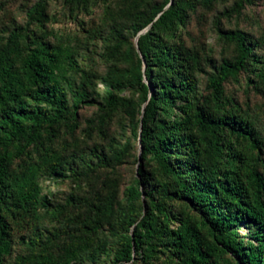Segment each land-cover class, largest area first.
I'll list each match as a JSON object with an SVG mask.
<instances>
[{
	"label": "rangeland",
	"instance_id": "1",
	"mask_svg": "<svg viewBox=\"0 0 264 264\" xmlns=\"http://www.w3.org/2000/svg\"><path fill=\"white\" fill-rule=\"evenodd\" d=\"M185 2V22L168 43L178 48L189 65L200 104L218 113L246 118L264 140V0H173ZM163 0H0V45L16 29L21 31L22 47L45 41L62 51L61 68L71 89L82 92L90 103L72 108L67 120L44 131L40 139L13 157L10 176L25 173L39 162L45 152L59 158L63 177L38 173L39 196L47 204L39 207V230L14 232L10 253L3 264L33 251H45L55 264H115L114 255L123 236L133 234L130 217L139 220L148 211L157 219L164 236L155 238L154 254L136 257L131 264H178L177 254L169 247V236L180 221L190 220L205 241H210L200 225L201 212L179 197L176 178L161 170L147 155L142 158L140 140L143 107L132 78L125 75L135 67L138 51L133 23L147 16L153 4ZM39 4V14L30 11ZM229 31L246 35L258 63H250L237 77L223 83L224 99L213 106L206 99L208 76L222 60L236 56V46L224 36ZM122 44L117 48V44ZM73 61V68L69 60ZM113 72L124 73L123 88L115 93L114 104L105 103L106 82ZM72 96L68 101L71 103ZM73 113V117L71 116ZM14 153L13 149L9 150ZM1 153V149H0ZM264 173V149L261 152ZM169 164L187 173L183 152H172ZM144 171L146 184H139ZM186 175V174H185ZM135 186L143 195L130 204L127 188ZM149 189H153L147 196ZM154 201L164 208L160 214L149 208ZM236 234L250 239L253 231L240 224ZM77 251L74 259L68 252ZM236 264L230 255L222 256Z\"/></svg>",
	"mask_w": 264,
	"mask_h": 264
},
{
	"label": "trees",
	"instance_id": "2",
	"mask_svg": "<svg viewBox=\"0 0 264 264\" xmlns=\"http://www.w3.org/2000/svg\"><path fill=\"white\" fill-rule=\"evenodd\" d=\"M185 4L163 0L153 4L147 16L134 20L135 38L149 30L138 37L134 70L125 72L134 81L144 105L139 120L142 158L150 155L162 171L176 178L179 197L200 208V225L210 239L205 241L199 228L184 220L170 233L169 247L177 254L178 264H228L222 258L227 254L236 264H264V173L260 170L264 140L248 119L200 104L187 60L168 43L185 22ZM38 8L39 4L30 15H42ZM20 33L14 30L0 45V264L10 253L14 232L39 230L38 210L47 202L39 196L38 173L63 177L59 158L48 152L25 173L13 177L9 173L12 158L23 156L25 147L34 145L44 131L67 120L71 108L76 111L80 103H90L82 92L71 89L64 75L56 74L62 69V51L45 41L22 47L24 37ZM224 36L235 44L237 54L232 60H222L215 73L208 76L210 95L206 100L213 106L224 99V82L237 77L250 63L259 62L244 33L229 31ZM68 60L72 69L73 61ZM113 74L106 82L105 103L109 107L114 104L115 93L123 88L125 77L124 73ZM173 151L183 152L189 168L186 175L167 161ZM140 176L138 183L146 184L143 170ZM152 191L149 189L147 196ZM126 195L133 204L143 192L131 186ZM149 208L164 213L153 200ZM129 223L134 232L121 238L115 264L151 257L156 249L152 240L164 236L151 211L139 220L130 217ZM240 224L253 231L246 242L235 232ZM67 254L71 260L77 251L72 249ZM16 264L55 263L41 250L17 259Z\"/></svg>",
	"mask_w": 264,
	"mask_h": 264
},
{
	"label": "water",
	"instance_id": "3",
	"mask_svg": "<svg viewBox=\"0 0 264 264\" xmlns=\"http://www.w3.org/2000/svg\"><path fill=\"white\" fill-rule=\"evenodd\" d=\"M149 30V27L146 28L145 30H143L142 32H140V34L138 35V37L141 35V34H144L145 32H147ZM138 37L136 38V43L138 41Z\"/></svg>",
	"mask_w": 264,
	"mask_h": 264
}]
</instances>
